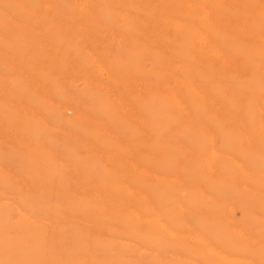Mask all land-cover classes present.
Listing matches in <instances>:
<instances>
[{
  "label": "rangeland",
  "instance_id": "1",
  "mask_svg": "<svg viewBox=\"0 0 264 264\" xmlns=\"http://www.w3.org/2000/svg\"><path fill=\"white\" fill-rule=\"evenodd\" d=\"M145 1L0 0V264L20 263L18 241L41 243L27 264H96L104 238L147 239L156 233L149 218L141 223L129 214L138 205L144 215L146 205L130 190L147 192L158 203L155 189L168 185L158 179L159 124L177 126L178 106L170 96L173 78L182 73L169 50L178 36L186 48L187 26L176 21L186 23L193 10L181 12L185 0ZM149 23L161 32L157 54L164 62V71L149 78L154 82L120 68L128 61L147 72L151 62L143 36ZM187 213L195 223V212Z\"/></svg>",
  "mask_w": 264,
  "mask_h": 264
},
{
  "label": "bare ground",
  "instance_id": "2",
  "mask_svg": "<svg viewBox=\"0 0 264 264\" xmlns=\"http://www.w3.org/2000/svg\"><path fill=\"white\" fill-rule=\"evenodd\" d=\"M185 1L181 12L191 8L193 12L186 23L180 17L182 22L176 21V25L187 26L189 33L182 36L186 48L180 46L179 36L178 45L169 46L182 72L173 78L175 93L171 91L170 96L178 106L177 126L159 124L163 151L158 179L168 185L155 189V195L160 196L158 203L155 197L144 194L147 192L143 195L141 190H130L146 205L144 215L138 205L129 207V214L141 223L149 218L156 233L147 239L133 233V237L120 241L104 238L99 242L101 256L96 264H264V0H214L216 5L209 0ZM144 33L151 62L147 72L141 70V64L131 65L128 61H122L120 68L149 79L164 66L157 54L161 32L151 26ZM171 128L176 130L174 134H170ZM187 212H195V223L187 219ZM147 224L145 227L151 228ZM3 226L7 236L9 228ZM18 243L15 250L19 252V264H27L29 254L41 248L39 242ZM137 253L153 261L142 262Z\"/></svg>",
  "mask_w": 264,
  "mask_h": 264
}]
</instances>
